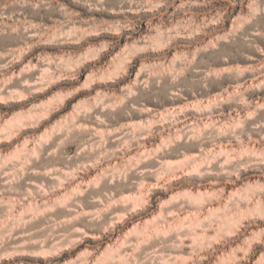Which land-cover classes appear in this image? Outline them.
<instances>
[{
    "label": "rangeland",
    "instance_id": "rangeland-1",
    "mask_svg": "<svg viewBox=\"0 0 264 264\" xmlns=\"http://www.w3.org/2000/svg\"><path fill=\"white\" fill-rule=\"evenodd\" d=\"M0 264H264V0H0Z\"/></svg>",
    "mask_w": 264,
    "mask_h": 264
}]
</instances>
